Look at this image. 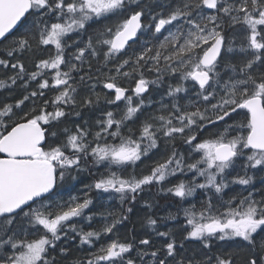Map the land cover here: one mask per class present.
Listing matches in <instances>:
<instances>
[{
  "label": "snow or ice",
  "instance_id": "obj_1",
  "mask_svg": "<svg viewBox=\"0 0 264 264\" xmlns=\"http://www.w3.org/2000/svg\"><path fill=\"white\" fill-rule=\"evenodd\" d=\"M0 72V264H264V0H0Z\"/></svg>",
  "mask_w": 264,
  "mask_h": 264
},
{
  "label": "trees",
  "instance_id": "obj_2",
  "mask_svg": "<svg viewBox=\"0 0 264 264\" xmlns=\"http://www.w3.org/2000/svg\"><path fill=\"white\" fill-rule=\"evenodd\" d=\"M97 91H103L101 88H97ZM163 91V89L161 90ZM154 98L156 100L160 99L159 95H156L154 93ZM122 107V105H121ZM89 114H85V118H88ZM77 122H79L77 120ZM69 126L71 127V124H69ZM75 175V173H74ZM259 175L258 179H259ZM95 177L93 175H90L88 172H83L81 174H79V176L77 177L76 180L72 181L70 180L68 183L71 184L73 187L71 189V193H77L76 190H82L84 188L85 184L91 183L92 180ZM63 193H69L68 191H64ZM156 190L153 189V198L156 202V207H154L151 210H148V214H154L157 218L159 217H166L168 215L169 212H172L173 214H175L177 212V202L175 199L171 198V197H167L164 196L163 194L160 195H156ZM201 199V197L197 196L193 199H190L192 202H196V200ZM116 202L117 204L115 205V209H112L110 206H107V208L119 212L120 207H119V200L118 198H116ZM187 206V205H184ZM126 207V205H125ZM163 207V208H162ZM114 208V207H113ZM176 209V210H175ZM97 210V209H94ZM145 215V210L143 209L141 204H137L136 208L134 209L133 214L130 216L129 221L125 222V225L121 227V232L125 233L127 232L129 235H131V230L134 229L135 231V235L137 237L143 235L145 232H143L142 227H139V224L142 225L143 222V216ZM179 221L182 222L183 221V215L182 213L179 216ZM161 223V229L160 230H166L165 227L163 225L166 224L167 228H177L178 227V222H176L175 224H173L171 221H160ZM126 230V231H125Z\"/></svg>",
  "mask_w": 264,
  "mask_h": 264
},
{
  "label": "flooded vegetation",
  "instance_id": "obj_3",
  "mask_svg": "<svg viewBox=\"0 0 264 264\" xmlns=\"http://www.w3.org/2000/svg\"><path fill=\"white\" fill-rule=\"evenodd\" d=\"M68 194L69 193H63L65 199L67 198ZM71 194H74L75 195L77 193H71ZM100 203L103 204L105 208H107V206H110L112 209H115V205L117 204L116 198H113V199L109 200L107 198V194H105L104 199L101 200ZM126 207H127V205H126ZM97 210H102V209L99 208V205H97ZM91 251H94V249H91L90 250V249L87 248V246H85L81 251H79V252H73L72 256L69 259L68 264H71V260L74 259V258H77V257H79L81 259L86 258L90 254Z\"/></svg>",
  "mask_w": 264,
  "mask_h": 264
},
{
  "label": "rangeland",
  "instance_id": "obj_4",
  "mask_svg": "<svg viewBox=\"0 0 264 264\" xmlns=\"http://www.w3.org/2000/svg\"><path fill=\"white\" fill-rule=\"evenodd\" d=\"M3 73L0 72V76H2ZM143 167V166H142ZM193 199V198H190ZM173 224H175L177 221H171ZM139 227H142L143 232H149L150 230L146 228V226L144 225V222H142V225L139 224Z\"/></svg>",
  "mask_w": 264,
  "mask_h": 264
},
{
  "label": "bare ground",
  "instance_id": "obj_5",
  "mask_svg": "<svg viewBox=\"0 0 264 264\" xmlns=\"http://www.w3.org/2000/svg\"><path fill=\"white\" fill-rule=\"evenodd\" d=\"M163 208V207H162ZM176 210V209H175ZM126 231V230H125ZM75 259V258H74Z\"/></svg>",
  "mask_w": 264,
  "mask_h": 264
}]
</instances>
